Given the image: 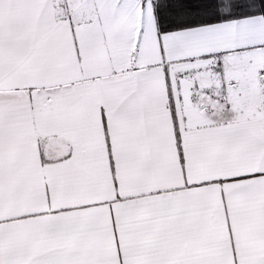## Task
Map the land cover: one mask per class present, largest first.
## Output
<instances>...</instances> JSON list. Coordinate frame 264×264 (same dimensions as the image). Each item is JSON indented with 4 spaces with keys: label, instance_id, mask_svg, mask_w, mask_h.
Segmentation results:
<instances>
[{
    "label": "snow or ice",
    "instance_id": "6c2138e0",
    "mask_svg": "<svg viewBox=\"0 0 264 264\" xmlns=\"http://www.w3.org/2000/svg\"><path fill=\"white\" fill-rule=\"evenodd\" d=\"M0 264H264V0H0Z\"/></svg>",
    "mask_w": 264,
    "mask_h": 264
}]
</instances>
